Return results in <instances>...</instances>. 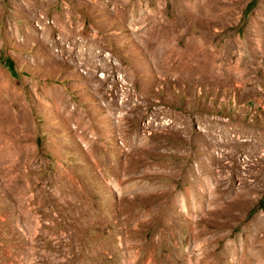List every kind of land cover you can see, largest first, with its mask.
<instances>
[{
    "label": "rangeland",
    "instance_id": "obj_1",
    "mask_svg": "<svg viewBox=\"0 0 264 264\" xmlns=\"http://www.w3.org/2000/svg\"><path fill=\"white\" fill-rule=\"evenodd\" d=\"M0 264H264V0H0Z\"/></svg>",
    "mask_w": 264,
    "mask_h": 264
},
{
    "label": "trees",
    "instance_id": "obj_2",
    "mask_svg": "<svg viewBox=\"0 0 264 264\" xmlns=\"http://www.w3.org/2000/svg\"><path fill=\"white\" fill-rule=\"evenodd\" d=\"M253 4H254V2H252V3L248 6V8H247V10H246V13L249 12V11L252 9Z\"/></svg>",
    "mask_w": 264,
    "mask_h": 264
},
{
    "label": "bare ground",
    "instance_id": "obj_3",
    "mask_svg": "<svg viewBox=\"0 0 264 264\" xmlns=\"http://www.w3.org/2000/svg\"><path fill=\"white\" fill-rule=\"evenodd\" d=\"M140 116H141V115H140ZM139 161H142V158H139V159H138V162H139ZM206 192H207V191H206ZM201 195H202V194H201ZM183 197H184V196H183ZM199 200H200V199H199ZM205 203H206V202H205ZM174 208H175V207H174ZM177 208H178V206H177ZM177 208H176V209H177ZM179 208H180V207H179ZM177 210H178V209H177ZM181 212H182V211H181ZM201 213H202V212H201ZM180 214H181V213H180Z\"/></svg>",
    "mask_w": 264,
    "mask_h": 264
}]
</instances>
